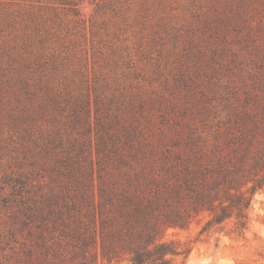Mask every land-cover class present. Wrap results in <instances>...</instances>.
<instances>
[{
  "label": "rangeland",
  "instance_id": "obj_1",
  "mask_svg": "<svg viewBox=\"0 0 264 264\" xmlns=\"http://www.w3.org/2000/svg\"><path fill=\"white\" fill-rule=\"evenodd\" d=\"M89 102L91 126L79 117ZM60 127L75 145L108 128L183 155L262 138L264 0H0V226L12 165L37 183ZM128 160L144 177L162 166ZM251 218L246 238L230 225L200 236L204 215L167 237L192 240L186 264H264V191Z\"/></svg>",
  "mask_w": 264,
  "mask_h": 264
},
{
  "label": "trees",
  "instance_id": "obj_2",
  "mask_svg": "<svg viewBox=\"0 0 264 264\" xmlns=\"http://www.w3.org/2000/svg\"><path fill=\"white\" fill-rule=\"evenodd\" d=\"M52 100L64 117L57 124L67 126L65 100ZM82 110L91 126L90 102ZM66 133L50 135L53 167L37 183L27 187L12 165L0 264H186L192 240L170 239L167 230L202 215L200 236L230 225L226 234L246 238L255 194L264 191V134L248 130L225 150L183 155L159 151L140 131L124 142L97 131L96 146L91 136L75 145ZM128 158L162 166L144 177Z\"/></svg>",
  "mask_w": 264,
  "mask_h": 264
}]
</instances>
